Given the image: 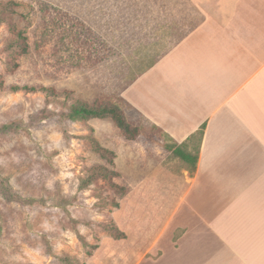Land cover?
Returning <instances> with one entry per match:
<instances>
[{"label": "crops", "instance_id": "crops-1", "mask_svg": "<svg viewBox=\"0 0 264 264\" xmlns=\"http://www.w3.org/2000/svg\"><path fill=\"white\" fill-rule=\"evenodd\" d=\"M130 9V58L150 61L122 99L149 137L167 150L198 149L197 162L192 172L170 158L148 166L157 143L130 145V186L148 185L155 206L141 220L130 211L134 227L116 225L126 235L113 238L118 253L96 264H264V0H145ZM139 169L150 171L143 182Z\"/></svg>", "mask_w": 264, "mask_h": 264}, {"label": "rangeland", "instance_id": "rangeland-1", "mask_svg": "<svg viewBox=\"0 0 264 264\" xmlns=\"http://www.w3.org/2000/svg\"><path fill=\"white\" fill-rule=\"evenodd\" d=\"M143 1L0 0L14 3L15 30L29 44L25 56L0 53V126H10L0 133V178L11 191L10 197L0 192V264L111 258L118 253L111 250L112 225L133 228L137 217L131 219L130 211L141 220L155 206L143 195L148 185L130 186V145L157 143L145 154L148 166L169 158L182 165L157 134L149 137L122 99L136 71L150 61L130 58V3ZM11 36L1 25L0 50ZM9 61L18 67L12 70ZM12 86L56 93H14ZM76 100L118 105L138 137L125 140L110 118L61 120ZM143 159L141 149V166ZM137 173L138 180L147 174Z\"/></svg>", "mask_w": 264, "mask_h": 264}, {"label": "trees", "instance_id": "trees-1", "mask_svg": "<svg viewBox=\"0 0 264 264\" xmlns=\"http://www.w3.org/2000/svg\"><path fill=\"white\" fill-rule=\"evenodd\" d=\"M13 2L9 3H0V26L5 25L9 28L12 36L8 38L2 49L0 50L1 54H7L10 56H25L29 51V44L27 41V37L23 35L22 31L15 30V24L12 21L13 14H15V10L13 9ZM6 65L11 67V69L15 70L18 67L17 63H11V61L7 62ZM130 83L128 84V86ZM1 86V84H0ZM127 86V87H128ZM12 92H26V93H36L41 92L46 95H55V90L52 88L46 87H28V86H12ZM59 118L61 120L67 121H83L90 118L104 119L110 118L118 130L122 132V136L127 141H135L138 137V133L136 129H130V123L125 119L124 111L116 104L111 105H87L78 100L75 101L74 105L65 113H60ZM203 128L196 132L193 139L197 140L199 143L201 141L203 135ZM10 130V126L2 125L0 126V133L4 134ZM182 145H173L169 147L168 150L177 158H179L182 162L188 165L189 170L192 172L196 167L197 162V154L198 149L195 153H192L183 148ZM101 152H106L105 150L98 148ZM0 192L3 193L6 197L11 196V191L6 183L0 178ZM110 233L112 237L116 240L124 239L126 235L121 232L115 224L110 228Z\"/></svg>", "mask_w": 264, "mask_h": 264}, {"label": "clouds", "instance_id": "clouds-1", "mask_svg": "<svg viewBox=\"0 0 264 264\" xmlns=\"http://www.w3.org/2000/svg\"><path fill=\"white\" fill-rule=\"evenodd\" d=\"M81 231L83 232L84 229H81ZM57 248H60V245H57ZM31 252H33V253H35V254H37V255H40L39 250H31Z\"/></svg>", "mask_w": 264, "mask_h": 264}]
</instances>
